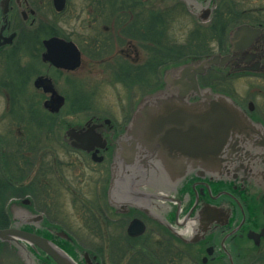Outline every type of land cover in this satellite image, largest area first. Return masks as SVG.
<instances>
[{
  "label": "flooded vegetation",
  "instance_id": "obj_1",
  "mask_svg": "<svg viewBox=\"0 0 264 264\" xmlns=\"http://www.w3.org/2000/svg\"><path fill=\"white\" fill-rule=\"evenodd\" d=\"M146 1L65 0L64 7L57 10L54 0H0V104H3L0 127H8L6 133L0 128V201L6 202V226L17 225L48 238L79 264L105 263L106 258L100 252L107 247L116 250L121 259L131 250L136 255L131 257L132 264L144 259L137 256L143 250L154 257L142 261L143 264H264V108L257 101L264 98L262 7L259 13L263 16L259 20L237 21L228 29L227 44L202 57L212 53L233 56L230 32L238 25L260 29L258 38L226 65H212L197 74L202 91L209 89L214 94L228 96L250 122L241 130L242 134L231 137L224 147L219 172L210 170L209 162L197 161L185 176L171 180L163 169V161L148 156L145 164L123 166L118 162L115 171L118 177L110 192L119 140L138 105L131 101L137 78L144 76L142 80L150 83L156 70L161 72L160 81L142 99L165 89L168 69L196 59V55H186L184 60H175L183 58L188 46L182 45L176 52L178 57L170 58V63L166 61L168 43L173 44L168 26L175 21L174 14L185 13L193 22L211 27L215 30L214 37L216 30L221 29L216 22L225 20L217 17L220 0H160L161 6L156 7L160 12L153 5L148 7ZM76 9L79 12H74ZM67 10L72 15L93 16L75 38L61 30L63 21L71 18L63 16ZM225 11L231 13L230 9ZM102 20L107 21L102 24ZM198 30L193 28L186 37H194ZM50 37L72 41L79 50L78 65L65 68L45 59L44 40ZM138 39L141 44L147 42L142 45L147 56L139 73L137 66L128 64L126 59L134 56L133 60L137 61L139 51L135 40ZM154 39L161 40L165 55L156 58L154 54L159 51L155 50ZM125 41L127 48H122L120 45ZM115 45L124 55L119 56V64L113 67L112 82L128 90L134 109L128 112L124 107L116 116L86 114L78 122L65 119L62 111L66 107L70 116L88 108V103L79 104L78 97L71 94L73 84H79L72 73L81 67L83 55L93 59L111 57ZM214 75L231 80L228 86L233 90L217 89L218 78ZM242 78L246 93L236 91L235 82ZM46 81L63 98L58 111L45 106L52 97L51 91L44 89ZM188 100L200 101L201 96L194 94ZM22 104L42 106L48 119L42 132L30 133L20 121ZM70 128L91 131L97 137L90 141L97 144L86 145L87 148L72 145L73 139L67 134ZM58 129H63L61 135H57ZM74 163L79 172L70 177ZM174 167H179L178 162ZM67 197L80 203L81 230L93 242H101L100 251L90 250L65 223L46 214L43 205L52 213H63L58 202ZM97 205L100 209L95 208ZM152 247H156L155 252ZM34 255L38 264H55L40 249Z\"/></svg>",
  "mask_w": 264,
  "mask_h": 264
},
{
  "label": "water",
  "instance_id": "obj_2",
  "mask_svg": "<svg viewBox=\"0 0 264 264\" xmlns=\"http://www.w3.org/2000/svg\"><path fill=\"white\" fill-rule=\"evenodd\" d=\"M65 0H54L57 10L64 7ZM206 14L209 11L206 10ZM260 29L248 24L236 26L230 32L231 55L211 54L196 58L165 72L166 87L156 93L144 96L138 103L132 119L119 140L116 163L110 192L115 186L118 162L123 166L143 163L148 156H156L163 161V169L169 179L182 178L194 168L197 161L209 162L210 170L219 172L220 156L231 137L242 134V129L250 125L246 115L232 99L224 94H214L209 89L201 90L197 74L203 73L212 65L223 66L256 40ZM45 59L56 66L74 68L79 63V50L72 41L59 37L44 40ZM237 69H241L238 67ZM42 79H39L40 81ZM52 97L45 106L58 111L63 98L52 89L48 81L43 83ZM198 94L200 101L190 102L188 97ZM67 134L72 137V145L82 148L97 143L90 138L97 137L91 131L70 128ZM91 147H88L90 149ZM178 162L179 167H174ZM203 164V163H202ZM193 166V167H190ZM110 198L111 194H110ZM139 232L143 225L139 223ZM130 233H133L130 231ZM0 241L12 243L22 250L29 264H35L31 251L21 242H27L35 251L40 249L56 264H78L68 253L46 237L32 231L20 229L17 225L0 227ZM67 258H66V257Z\"/></svg>",
  "mask_w": 264,
  "mask_h": 264
},
{
  "label": "rangeland",
  "instance_id": "obj_3",
  "mask_svg": "<svg viewBox=\"0 0 264 264\" xmlns=\"http://www.w3.org/2000/svg\"><path fill=\"white\" fill-rule=\"evenodd\" d=\"M80 1V0H79ZM146 4L150 6H154V10L156 12H160L161 9L156 8L157 6H161L158 4H161L160 0H147ZM170 4V3H169ZM165 5V4H163ZM264 8V0H220L218 5V14L222 13L221 17L225 18V21L227 22L226 30L222 32V34L217 35L214 37V29L211 27H203L202 24L197 23L196 21L193 22V20L189 19L187 14H183L179 11L176 12L175 15V21L171 23L170 26H168L170 35L172 36L173 40L172 42L175 45H185L186 47L184 51L183 58H176L175 60H184L186 58V55H192V57L199 58L202 57L204 54L208 52H215L219 51L220 48L222 49L227 44V35H228V29L234 23L237 21H243V20H249L256 22L259 20L263 15L260 14V8ZM230 9L231 13L225 14V10ZM79 12L78 9L74 10V12ZM220 12V13H219ZM217 14V15H218ZM68 15L71 16L70 19L67 21H63L61 24V30L64 33H69L72 35L73 38H75V35H79L83 32L84 26L86 25L87 20L90 18L89 14H79L74 13L73 15L70 14V11L67 10L63 14V16L67 17ZM78 16V17H76ZM93 18V16H92ZM90 18V19H92ZM123 18V17H122ZM107 20L103 21L102 24L105 23ZM199 25H201L199 27ZM198 27L200 30L199 34H196L194 37L187 38L186 35L190 32H193V28ZM134 41V40H133ZM136 42V50L139 51V57H137V61L133 60V57L126 56V59L128 60L127 63L132 66H137L136 70L139 73L140 65H143L145 63V51L144 46L146 41H141L138 39ZM201 42V43H200ZM199 44V48L196 47V45ZM126 41L121 44L120 46L122 48H127ZM189 44H191L189 46ZM135 45V44H134ZM195 47V48H194ZM118 48V49H117ZM112 56L109 55L101 56V58L93 59L88 55H83L82 65L80 68L75 70L72 73V76H74V79L79 80V84L82 85L83 89L86 91H83L79 84H73V89L71 90L72 95H76L79 99V104H87V109L84 111H80V109L72 116L67 115V107L63 109L62 113L65 119L72 120L73 122L82 121L86 114H111L113 116H116L117 113L122 112V108L126 107L131 112L134 107L135 103H139L141 96L151 87L154 86L155 83H158L160 81L161 72L159 70H156L155 78L151 80V82H145L142 79H145V77L141 76V79L137 78L136 81V87L132 90V96L131 101L135 102L131 104L130 95L128 90L121 86L120 83L112 82V75H114V66L119 64V56L124 55L119 52V46L115 45L113 46L112 50ZM116 54L114 55V53ZM176 54V53H174ZM114 55V56H113ZM109 56V57H108ZM169 57V56H168ZM107 60V61H103ZM168 63H170V57ZM176 62V61H175ZM122 63V62H121ZM125 64V63H124ZM136 72V73H137ZM145 74V73H143ZM1 75V74H0ZM217 79L216 81V88L221 90H230L229 86L231 83L229 80H225L222 77H219L218 75H214ZM148 77V76H147ZM150 79V77H148ZM245 78H242L239 81L235 82L236 91L241 93H246L247 89H244V80ZM130 79H127V82H129ZM234 83V82H233ZM231 86V85H230ZM232 88V87H231ZM233 90V89H232ZM230 90V91H232ZM33 91V89H32ZM129 95V98H128ZM91 96V97H90ZM92 98V101L91 99ZM257 99V98H256ZM257 101L260 105L264 108V98H258ZM128 102L130 104L128 105ZM137 103V104H138ZM3 104H0V113L1 110H3L2 107ZM35 108V109H34ZM45 111L42 109V106L40 104L37 105V108L35 106H32L31 104H22L20 105V121L22 120L27 128L30 130V133H33L31 131L35 132H42L43 127L45 128V125L48 123L47 116L43 114ZM46 113V112H45ZM1 128V127H0ZM8 130L7 125L2 126L1 132L6 133ZM63 129H58L57 135H61ZM36 134V133H34ZM79 172L78 166L74 163L73 165V171L72 175L70 177H74V173ZM76 175V174H75ZM9 202V201H8ZM1 204V201H0ZM59 206L64 209L63 213H52L47 206L43 205V208L47 210L46 214H49L51 216H55L58 219L61 220L62 223L66 224V227L69 228L72 233H74L79 240L90 250L92 251H100L98 248L101 246V242H93L90 237L88 236V239L86 236H84L81 228H82V212L80 208V203L76 201H71L68 197L64 201L58 202ZM104 207H106L105 204H103ZM95 208L100 209V205L95 206ZM52 213V214H51ZM64 215V216H63ZM156 247H152L153 252H155ZM114 249L106 248L105 251L101 253V255L106 258L105 263L103 264H132V256L136 257L135 254L129 251H124L125 254L124 257L121 259L119 256L115 254ZM139 252V251H138ZM143 252V253H142ZM137 256L141 257L143 256L144 259H139V264H143L142 261H147V258H154L149 251L143 250ZM119 257V258H118ZM142 257V258H143ZM0 264H29L28 260L25 257V254L22 250H17L14 248L10 243L8 242H0ZM36 264H38L36 262Z\"/></svg>",
  "mask_w": 264,
  "mask_h": 264
},
{
  "label": "trees",
  "instance_id": "obj_4",
  "mask_svg": "<svg viewBox=\"0 0 264 264\" xmlns=\"http://www.w3.org/2000/svg\"><path fill=\"white\" fill-rule=\"evenodd\" d=\"M221 15H222V13L218 14L217 17H221ZM216 23H217L216 26L221 28L219 30H216V35L222 34V32L224 31L223 28H225L227 26V22L225 20H222V21H217ZM197 32L200 33V30H198ZM154 47L156 48L155 49L156 51H159L157 54H156V52L154 54L156 56V58L160 57L161 54L165 55V52H163V49H161L163 47V45L161 46V40L160 39H156V40L154 39ZM183 47L184 46H182V45H175L174 43L172 44L171 42H169L167 49H166L168 56L170 58L178 57L177 54H174V53H176V52L178 53ZM160 50H161V52H160ZM5 203L6 202H4V200H2L1 204H0V208H1L0 209V225L1 226H6L7 222H8L7 221V215H6L5 209H4Z\"/></svg>",
  "mask_w": 264,
  "mask_h": 264
},
{
  "label": "bare ground",
  "instance_id": "obj_5",
  "mask_svg": "<svg viewBox=\"0 0 264 264\" xmlns=\"http://www.w3.org/2000/svg\"><path fill=\"white\" fill-rule=\"evenodd\" d=\"M66 257V256H65ZM67 258V257H66Z\"/></svg>",
  "mask_w": 264,
  "mask_h": 264
}]
</instances>
